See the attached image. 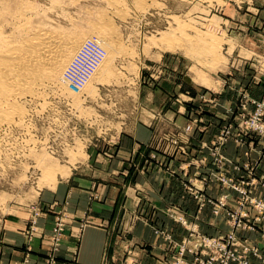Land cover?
Here are the masks:
<instances>
[{"label": "rangeland", "instance_id": "obj_1", "mask_svg": "<svg viewBox=\"0 0 264 264\" xmlns=\"http://www.w3.org/2000/svg\"><path fill=\"white\" fill-rule=\"evenodd\" d=\"M4 1L3 39L21 41L26 24L29 35L47 32L61 43L78 32L83 40L69 55L61 80L43 79L17 97L20 117L0 124V243L5 230L22 226L32 247L45 214L55 211L46 201L51 193L59 185L76 186L96 154L111 158L109 148L118 138L147 127L152 135L145 163L160 162L198 203L193 215L176 204L166 207L184 234L177 239L165 226L154 230L171 252L162 264H227L224 236L230 232L259 250L261 258L247 254L253 264H264V213L256 218L252 202L264 203L253 193L255 185L264 186V176L256 173L264 158V0ZM89 39L100 45L107 40L101 45L106 56L87 85L71 93L61 82L66 69L81 72L80 50ZM193 138L197 157L189 159ZM228 146L242 150L241 161L225 153ZM176 156L188 158L184 163L195 169L174 168ZM211 183L221 192L208 194ZM207 207L226 217L227 230L208 234L200 228L198 216ZM240 213L248 216H240L237 226L232 214ZM56 217L50 232L40 233L48 242L43 264H59L71 223L64 213ZM253 232L259 236H246Z\"/></svg>", "mask_w": 264, "mask_h": 264}, {"label": "crops", "instance_id": "obj_2", "mask_svg": "<svg viewBox=\"0 0 264 264\" xmlns=\"http://www.w3.org/2000/svg\"><path fill=\"white\" fill-rule=\"evenodd\" d=\"M145 130L118 138L116 146L109 148L113 153L111 158L96 154L92 168L81 169L76 186L59 185L51 193V198L46 201L54 204L55 211L45 214L42 228L32 241L33 248L27 247L22 226L16 231L5 230L0 243V264H24V261L43 264L48 257L45 244L48 242L40 235L50 232L57 213H64L71 219L65 231L59 264H162L171 252L166 250L165 242L154 230L165 226L177 239L184 234L179 224L168 218L166 207L176 204L193 215L197 214L198 203L184 190L180 180L169 176L160 162L145 163L151 150L149 140L152 135L149 128ZM195 139L191 141L189 159L197 157ZM225 153L241 161L242 150L228 146ZM160 159L165 161L164 156ZM187 159L176 156L172 164L176 169H195L192 162L184 163ZM256 173L264 176V158ZM206 192L211 195L221 190L211 183ZM253 193L264 199V186L255 185ZM198 219L205 233L228 229L226 217L215 216L209 207L199 213ZM246 236L255 239L259 234L253 232ZM128 253L131 257L126 256Z\"/></svg>", "mask_w": 264, "mask_h": 264}, {"label": "bare ground", "instance_id": "obj_3", "mask_svg": "<svg viewBox=\"0 0 264 264\" xmlns=\"http://www.w3.org/2000/svg\"><path fill=\"white\" fill-rule=\"evenodd\" d=\"M150 1L155 2V0H137L138 4H140V5L141 4L144 5ZM3 2L5 3L4 0H0V4L1 3L3 4ZM6 3H9V2L7 1ZM28 5H30V4H28ZM6 8H7V6H6ZM19 9H22V8H19ZM2 11L0 10V12H2ZM3 13H0V16L6 15ZM6 13H8V11ZM23 14L24 13H22V15ZM22 17L25 18V16H22ZM4 18H5V16H4ZM2 20H3V18H2ZM102 22L103 21H101V23ZM104 24L105 23H103V25ZM96 26H99V25L97 24ZM105 26L108 29V26L106 24H105ZM21 27L23 30L22 33L26 32V34H28L27 33L29 31L28 26L26 24L25 25L23 24ZM104 27L102 26L101 28L103 29ZM112 30L113 29L111 28V32H112ZM20 31H21V28H20ZM101 32H103V31H101ZM105 32L106 31H104L103 34ZM97 33H98V31H97ZM107 33L108 32H106V34ZM30 34H31V32H30ZM81 35H83V34L78 33V32L74 35H67L64 38L65 40L63 39L64 42L59 43L60 41L59 42H58V40L56 41L54 36L51 33L35 31V33L33 35L28 34L25 37L23 36V39L19 42H10L6 38H5L6 40L3 39L4 37L2 36L1 28H0V97L2 100V101H0V124L4 123V122H6V123L7 122L11 123L12 121L14 122L15 116L16 115L19 116V110L20 109H18V107L16 106L17 105L16 103H15L16 105L13 103L14 100L17 99V97L23 96L24 94H26L28 92H32L34 86L39 84V83H42L43 79L44 80H46V79L51 80L52 78H55L57 80L60 79V74H61L63 68H65V64H66L67 59L69 58V55L71 54V52L73 53V51L80 45L81 41L83 40V37ZM110 36L112 37V34H110ZM103 37L104 36H102V38ZM10 38H11V36H10ZM105 38H104V40H105ZM97 41H98L97 39H89L81 48L82 50H80L81 51V59H80L81 60V68H79V67L78 68L81 69V72L79 73L80 77H81L80 79H82L84 77L85 80H84V83L82 85L81 84L79 85V87L83 86L82 88H84L87 85V83L89 82L92 75L95 74V71H97V68H99V66L102 64V62L104 60V58L103 59L101 58V54H99V52L100 51L105 52V50L103 49L104 47L102 48L101 45H103V43H105V42L108 43V41L106 40L103 43L101 41L100 42L101 45ZM113 42H111V40H110L109 43H113ZM114 43H113V45H114ZM116 46H118V45H116ZM107 48L109 50L113 47L111 46V47H107ZM97 55H99V56L96 57ZM105 56H106V52H105ZM109 59H110V57H109ZM71 61H73V60H71ZM74 70H76V67L74 68ZM68 72L69 71H67V69H66L65 74H64L66 81L63 80V77H62L63 82H61V83H63V87L65 84L66 88L71 90L70 91L71 93H75L76 91H74L70 87V84L72 82L71 83L69 82V80H71V79L68 78L69 77L67 75ZM52 80H54V79H52ZM82 88H80V91L82 90ZM80 91L76 92V94L79 93Z\"/></svg>", "mask_w": 264, "mask_h": 264}, {"label": "built area", "instance_id": "obj_4", "mask_svg": "<svg viewBox=\"0 0 264 264\" xmlns=\"http://www.w3.org/2000/svg\"><path fill=\"white\" fill-rule=\"evenodd\" d=\"M99 54H101V58L103 59L105 56V52L100 51ZM98 56L99 55H97L96 57H98ZM67 75L69 76V77L68 76L67 77L72 80L70 87L76 92L80 91V88H82L83 86L79 87V85L80 84L82 85L84 83L85 78L83 77L82 79H80L81 78L80 75L78 73H73L71 70H69ZM252 202H253V205L255 206V208H257V210H258V216L256 217V218H258L262 213H264V203L261 201H258V199H256V198L253 199ZM220 204L222 206H224L225 200L222 199L220 201ZM232 216L237 219L236 225L242 226V221L239 219V217L240 216L247 217L248 215L246 213H240V215L232 214ZM179 219H183V218H179ZM224 238H226V241H227V244L224 245V252H225L226 257H227V260H226L227 264H234L235 261H238L239 262L238 264H253L247 257V254L249 252H253L255 255L259 256L260 258L262 257V255L259 253V250L257 248L251 247L247 243L240 242L237 239L234 232H230L229 234L224 236ZM205 240L207 242H210L209 239H205ZM230 242H233L236 244L235 250H232L229 248ZM235 252H238L240 255L236 256Z\"/></svg>", "mask_w": 264, "mask_h": 264}]
</instances>
